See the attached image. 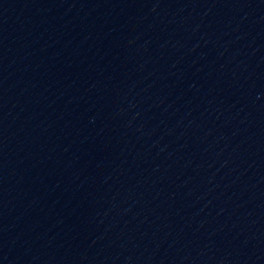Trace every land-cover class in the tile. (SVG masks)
I'll use <instances>...</instances> for the list:
<instances>
[{
    "label": "water",
    "instance_id": "1",
    "mask_svg": "<svg viewBox=\"0 0 264 264\" xmlns=\"http://www.w3.org/2000/svg\"><path fill=\"white\" fill-rule=\"evenodd\" d=\"M0 264H264V0H0Z\"/></svg>",
    "mask_w": 264,
    "mask_h": 264
}]
</instances>
